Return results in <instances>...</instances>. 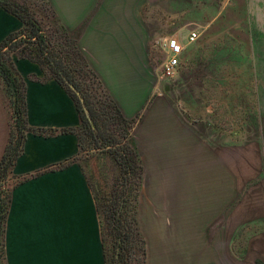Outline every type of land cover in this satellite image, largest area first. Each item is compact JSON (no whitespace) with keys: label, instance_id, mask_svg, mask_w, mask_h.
Segmentation results:
<instances>
[{"label":"crops","instance_id":"obj_1","mask_svg":"<svg viewBox=\"0 0 264 264\" xmlns=\"http://www.w3.org/2000/svg\"><path fill=\"white\" fill-rule=\"evenodd\" d=\"M47 2L57 23L78 36L89 67L123 115L137 119L131 143L143 167L137 218L146 264H264L259 242L240 243L243 215L252 206L242 209L219 147L164 94L168 82L153 58L154 46L164 53L171 36L188 43L191 31L200 36L199 27L250 32V15L264 20V0ZM231 14L245 18L228 19ZM22 27L0 6V42ZM15 63L27 84L30 124L56 133L27 134L13 169L21 181L11 189L2 264H107L98 201L82 162L88 151L77 132L61 131L81 125L76 102L55 78L44 81L48 72L37 62ZM10 122L0 89V161Z\"/></svg>","mask_w":264,"mask_h":264},{"label":"rangeland","instance_id":"obj_2","mask_svg":"<svg viewBox=\"0 0 264 264\" xmlns=\"http://www.w3.org/2000/svg\"><path fill=\"white\" fill-rule=\"evenodd\" d=\"M28 3L54 44L62 47L53 9L43 0ZM244 18L237 14L228 16L231 20ZM248 18L250 32L207 31L199 27L197 40L184 43L181 67L167 83L170 89L164 90V94L178 105L185 121L219 147L228 171L235 177L236 198L242 201V209L252 206L250 214L243 212L241 245L246 247L257 241L259 247H264V20L254 15ZM225 23L228 20L218 27H225ZM154 51V62L161 67L162 48L154 46ZM93 94L101 103L106 100L100 89L93 90ZM127 127L122 125L118 133ZM105 156L104 151L92 149L82 158L90 181L102 193L111 191L117 172L112 159ZM19 181L11 178L9 188ZM103 211L100 206L103 238L110 250L111 238ZM133 252L136 254L131 264H146V254L137 248ZM260 262L263 263V258Z\"/></svg>","mask_w":264,"mask_h":264},{"label":"trees","instance_id":"obj_3","mask_svg":"<svg viewBox=\"0 0 264 264\" xmlns=\"http://www.w3.org/2000/svg\"><path fill=\"white\" fill-rule=\"evenodd\" d=\"M47 5V0H43ZM0 6L18 17L23 27L11 32L0 42V89L10 111V136L0 161V264L4 257L2 237L11 201L10 179L18 157L24 151L28 133L49 136L56 130L32 126L28 117L27 84L15 63V58H28L37 62L67 90L76 102L82 123L78 128H64V133L77 132L83 150L99 149L116 165V175L110 192H101L91 182L100 206L104 207L105 220L110 234V250H106L107 264H131L134 249L146 254L145 240L137 218L138 189L143 167L136 147L131 143V129L137 119H127L115 101L103 88L101 81L87 63L78 44V36L58 25L62 47L54 44L45 32L37 13L28 0H0ZM35 77V76H33ZM69 79L83 94L91 111V122L78 96L68 86ZM80 77V78H79ZM97 85V86H95ZM105 92L106 100L95 98L93 90ZM128 127L121 134V126ZM129 130V131H128ZM127 139V140H126ZM90 179V178H89ZM99 191V192H98ZM101 194V197H100ZM104 239V238H103Z\"/></svg>","mask_w":264,"mask_h":264},{"label":"built area","instance_id":"obj_4","mask_svg":"<svg viewBox=\"0 0 264 264\" xmlns=\"http://www.w3.org/2000/svg\"><path fill=\"white\" fill-rule=\"evenodd\" d=\"M199 37L196 31H191L188 37V43H193ZM185 45L176 37L171 36L168 38L164 48V59L161 63V78L165 82L173 80L181 67L182 56Z\"/></svg>","mask_w":264,"mask_h":264},{"label":"water","instance_id":"obj_5","mask_svg":"<svg viewBox=\"0 0 264 264\" xmlns=\"http://www.w3.org/2000/svg\"><path fill=\"white\" fill-rule=\"evenodd\" d=\"M64 80L66 81L68 86L71 88V90L78 96L87 118L92 122L93 117H92L91 111L87 105V102L85 100V97L83 96L81 91L69 79L64 77ZM169 89H170L169 84H166L165 85V91L169 92Z\"/></svg>","mask_w":264,"mask_h":264}]
</instances>
